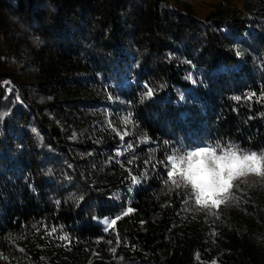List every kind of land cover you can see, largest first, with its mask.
<instances>
[{"label": "trees", "instance_id": "16d2710c", "mask_svg": "<svg viewBox=\"0 0 264 264\" xmlns=\"http://www.w3.org/2000/svg\"><path fill=\"white\" fill-rule=\"evenodd\" d=\"M0 8L24 23L20 64L0 33V264H264V177L202 208L161 163L264 153V0L203 19L182 0Z\"/></svg>", "mask_w": 264, "mask_h": 264}, {"label": "snow or ice", "instance_id": "6c2138e0", "mask_svg": "<svg viewBox=\"0 0 264 264\" xmlns=\"http://www.w3.org/2000/svg\"><path fill=\"white\" fill-rule=\"evenodd\" d=\"M146 95L151 96L152 90L148 89ZM253 95L249 94V98ZM216 153L217 149L211 146L197 147L194 151L174 152L161 161L167 170V180L176 188L190 185L195 204L202 208H218L232 199L237 179L249 173L264 177V153H246L231 145L222 154ZM133 182H136L135 177Z\"/></svg>", "mask_w": 264, "mask_h": 264}, {"label": "rangeland", "instance_id": "374dc122", "mask_svg": "<svg viewBox=\"0 0 264 264\" xmlns=\"http://www.w3.org/2000/svg\"><path fill=\"white\" fill-rule=\"evenodd\" d=\"M187 2L195 14L200 18L206 17L210 11L214 10V6L217 3H221L224 7L236 8L242 11L244 14H249L250 10L254 8L255 0H182ZM24 23L21 21V17L16 16L12 11L0 8V33L13 31L12 35L4 37L3 44L7 49L10 57L15 59L19 64L23 58L24 47L22 43V34L24 31ZM191 67V83L199 86L205 83L202 74L198 69L187 62ZM243 178L246 182L257 184L259 176L253 173H249Z\"/></svg>", "mask_w": 264, "mask_h": 264}]
</instances>
